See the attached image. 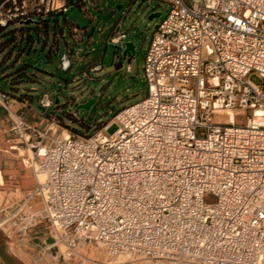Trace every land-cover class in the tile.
Returning <instances> with one entry per match:
<instances>
[{"label": "built area", "instance_id": "1", "mask_svg": "<svg viewBox=\"0 0 264 264\" xmlns=\"http://www.w3.org/2000/svg\"><path fill=\"white\" fill-rule=\"evenodd\" d=\"M8 1L2 26L42 6L66 9ZM163 1L170 9L146 54L145 98L91 135L13 127L45 174L44 217L67 259L96 242L110 257L128 252L130 264H264V0ZM126 37L119 22L111 41ZM60 62L71 69L68 53ZM54 105L40 96L44 117ZM227 109L246 122L219 120Z\"/></svg>", "mask_w": 264, "mask_h": 264}, {"label": "rangeland", "instance_id": "2", "mask_svg": "<svg viewBox=\"0 0 264 264\" xmlns=\"http://www.w3.org/2000/svg\"><path fill=\"white\" fill-rule=\"evenodd\" d=\"M33 1L28 0L30 3ZM74 1L60 15L59 23L55 20L51 22L48 40L47 35H44L37 42V50L31 52L29 63L32 66L30 79L24 82L25 93L17 94L10 90L15 96L29 95L31 102H35L43 92L51 94L55 105L50 112L54 116H45V128L38 127L46 129L52 124L50 136L66 135L67 132L91 135L100 131L105 124L112 123L119 110L147 96L148 84L144 70L146 54L157 25L170 9V4L163 0H98V6L93 0H83L88 9L85 14L77 4L79 0ZM61 2L55 0L58 6ZM12 6V1L7 0V3H0V10L8 12ZM44 13L48 11L42 6L41 12H29L28 16ZM154 13H160V16L151 19ZM64 15L86 26L85 42H74ZM119 20L127 33L126 39L118 43L108 41L112 28ZM90 38L94 44L87 47ZM128 41L135 43V54L123 53L124 43ZM56 44L58 50L53 51L52 46ZM68 44L74 48L72 67L64 70L60 59ZM84 47L85 61L80 51ZM92 47L97 48L95 53ZM97 54L100 55L101 68L88 69L89 61ZM248 78L259 85L263 82L256 72L250 73ZM83 101L85 107H81ZM74 112L78 115L73 117ZM231 113L233 120L229 121L246 122L247 117H236L234 112H224L218 119L224 120L221 117ZM114 128L112 125L110 132ZM18 136L12 141H5L7 145L0 143V242L7 252L22 264H130L129 254L110 257L105 247L96 242L87 243L80 249L85 258L73 260L62 255L65 246L57 237L52 223L44 217V201L38 189L45 175L42 176L35 165L32 151L19 144ZM0 264H5L1 258Z\"/></svg>", "mask_w": 264, "mask_h": 264}, {"label": "crops", "instance_id": "3", "mask_svg": "<svg viewBox=\"0 0 264 264\" xmlns=\"http://www.w3.org/2000/svg\"><path fill=\"white\" fill-rule=\"evenodd\" d=\"M93 2L95 3L96 6H98V0H93ZM61 5L66 8L65 10L61 9V11H63L62 13H58V14L53 15V16H49L47 14H44V15H38V16L34 17L36 20L40 21V23L37 25L36 30L31 31V32H34V34L36 33L34 36V44H33L34 48H36L37 42H40L44 35H47L46 41L48 40L51 22L53 20H55L57 23H59L60 22V19H59L60 15L66 12L70 3H68V0H62ZM78 5L80 6L81 10L85 12V14L88 13L87 3L85 1L79 0ZM64 20L68 26V29H69V32H70L72 38L74 39V42L76 44L79 42H85V38H86V34H87L86 26H82L79 23L74 22L73 20L69 19L66 15H64ZM119 22H121V20L116 22V24L112 28V30L108 36V41H111L112 37L117 34V25ZM46 30H48L47 34L45 33ZM92 44H94V42L90 38V40H88L87 47H89ZM52 50L53 51L58 50V45L57 44L53 45ZM91 50H92V52L95 53L97 51V48L92 47ZM80 51H82V53L84 55L81 58H83L82 60L85 61V47L80 48ZM67 53L70 55V60H71L72 55L74 53V48L70 44L67 45V50L62 55L67 54ZM62 55H61V57H62ZM98 66H100V68L102 66L100 63V55L99 54H97L92 60L89 61L88 69L95 70V68ZM84 73H85V68H84ZM75 78H77V77H75ZM40 96L41 95H38L35 102H31L29 100V98H24L23 100H18V99L10 97V99L7 101H1L0 100V140H1L0 143L1 144L3 143V144L7 145L6 142H9V141L16 139V137L19 135V131L13 129V127H15L16 124L19 125V130L22 132L25 131L24 130L25 124H28V125L32 124V125L38 126L39 128L40 127L45 128V118H44V116L42 114V110L39 106ZM31 98L33 99L34 97H31ZM82 103L84 104L85 101H83ZM73 115L77 116L78 113L74 112V114H72V116ZM11 136H14L15 138H11ZM14 147H16V146H12V148H14Z\"/></svg>", "mask_w": 264, "mask_h": 264}, {"label": "trees", "instance_id": "4", "mask_svg": "<svg viewBox=\"0 0 264 264\" xmlns=\"http://www.w3.org/2000/svg\"><path fill=\"white\" fill-rule=\"evenodd\" d=\"M7 0H0V3ZM74 0H68V3H74ZM78 4V3H77ZM61 10L48 11L49 16L62 13ZM43 14V15H44ZM39 14L27 15L19 17L14 21L9 20L6 26L0 25V92L9 95L11 98L23 100L29 98L27 94L13 95L10 90H14L18 93H25L24 82L26 79H30V67L29 56L33 50H37L33 47L34 44V32L37 25L40 23L34 17ZM34 19L35 22H25L28 19ZM48 33V30L45 31ZM47 116H54V113L50 112Z\"/></svg>", "mask_w": 264, "mask_h": 264}, {"label": "water", "instance_id": "5", "mask_svg": "<svg viewBox=\"0 0 264 264\" xmlns=\"http://www.w3.org/2000/svg\"><path fill=\"white\" fill-rule=\"evenodd\" d=\"M157 16H160V13H154L151 15L150 18L152 19L153 17H157ZM35 21L36 20L30 18L25 22L27 23V22H35ZM124 45H125V48L123 50V53L125 55L128 53H131V54L136 53V47H135L134 42L128 41V42H125ZM81 107H85V103ZM0 258L3 260V262L5 264H22L16 258H14L9 252H7V250L4 248V246L1 244V242H0Z\"/></svg>", "mask_w": 264, "mask_h": 264}, {"label": "bare ground", "instance_id": "6", "mask_svg": "<svg viewBox=\"0 0 264 264\" xmlns=\"http://www.w3.org/2000/svg\"><path fill=\"white\" fill-rule=\"evenodd\" d=\"M224 112H234V113H236V115H237V113H239L240 111L239 110H235V109H227V110H221V111H219V113H224ZM221 118H224V120H228V121H226V122H235V121H229V120H233V113H231V114H228V115H226V116H224V117H221ZM219 120H221V119H219ZM223 120V119H222ZM258 121H260V119H257ZM237 122V121H236ZM66 131V130H65ZM113 132V131H112ZM67 134H69V132H67ZM66 134V135H67ZM39 170V169H38ZM40 171V174L42 175V176H44L45 174L43 173V171L42 170H39ZM43 180H44V177H42V179L40 180V182H43ZM122 254H129L128 252H125V253H121V254H119L118 256H114L115 258H118L120 255H122ZM130 255V254H129Z\"/></svg>", "mask_w": 264, "mask_h": 264}]
</instances>
